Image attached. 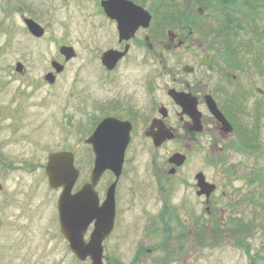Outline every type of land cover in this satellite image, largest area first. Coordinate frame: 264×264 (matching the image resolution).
<instances>
[{
  "label": "rangeland",
  "instance_id": "374dc122",
  "mask_svg": "<svg viewBox=\"0 0 264 264\" xmlns=\"http://www.w3.org/2000/svg\"><path fill=\"white\" fill-rule=\"evenodd\" d=\"M97 1L0 0V264H90L74 258L60 233L56 209L59 191L47 184V157L61 151L74 154L80 172L75 186L78 189L89 181L93 163L91 149L84 140L95 124L111 112L129 119V102L141 110L135 117V131L116 187L114 230L105 240L103 264H136L133 259L143 237L141 229L154 220L164 201L171 207L186 202L194 217L205 220L202 200L196 197L193 186L197 172L218 185L213 197L221 208H227L230 198L237 201L240 196L242 245L234 243L238 237L233 238L230 233L214 244L209 230L198 231L200 240L187 244L182 256L165 257L157 251L138 264H264V171H259L264 169V76L258 72V67H264V56L262 65L255 66L257 74L245 71L246 91L250 85L262 91L248 93L246 113L240 111L244 125L239 127V133L248 149L231 145L223 151L212 150L208 144L211 135L205 132L197 146L184 150L187 161L180 175L188 186H179V177L174 178L164 199L156 189L152 164L162 165L178 147L169 144L155 151L142 138L141 130L154 116L156 103L165 102L163 89L169 84L168 78L157 73L160 66L154 62L142 67L138 60L130 59L128 63L132 65L121 67L110 79H104L102 70L97 68V54L105 50L112 37L110 27L96 12ZM146 1L150 5L152 0ZM255 1L261 6L256 10L257 16L253 15L254 9L247 12L249 17L241 18L239 13L236 19L232 18L236 26L239 24L237 38L243 44L253 38L254 31L261 38L259 44L252 43L251 54L239 48L236 62L243 63V67L254 64L259 51L264 54V0ZM23 17L33 19L45 30L42 38L29 34ZM200 23L208 27L204 31L207 38L200 35L201 41L222 50L221 40L208 37V29L217 28V22L206 17ZM249 25L252 32H248ZM63 46L75 53L67 62L59 53ZM199 52L196 60L200 58ZM187 61L191 60L183 56V63ZM52 62L64 69L50 84L45 76L53 73ZM220 62L216 54L215 63ZM16 64H21L22 72L15 71ZM213 78L214 86L224 85L225 78L217 72ZM120 106L128 110H121ZM259 112L254 138L251 131L254 116ZM256 141L261 148L255 150ZM256 172L259 180L250 183L249 178ZM112 181L113 177L106 172L97 185L101 201ZM221 192L227 193V197H219ZM149 241L154 245L160 238Z\"/></svg>",
  "mask_w": 264,
  "mask_h": 264
},
{
  "label": "flooded vegetation",
  "instance_id": "af4514ba",
  "mask_svg": "<svg viewBox=\"0 0 264 264\" xmlns=\"http://www.w3.org/2000/svg\"><path fill=\"white\" fill-rule=\"evenodd\" d=\"M103 1L106 0H98L95 3L96 12L110 27L112 37L105 50L102 52L100 50L97 54V68L102 70L104 79H110V76L115 74L121 67L132 65L128 63L130 59L138 60V65L142 67H146L152 61L157 67L160 66L157 73L168 78L169 84L165 85L163 89L165 102L160 100L156 103L152 110L154 116L147 122L148 124H143L141 130L142 138L150 143L155 151L169 144H175L178 147V150L173 151L162 165L155 164V162L152 164L155 166L153 174L156 189L166 199L174 178L179 177L177 181L179 186H188L187 181L180 175L187 161L184 150H190L193 146H197L199 138L205 132L211 135V142L208 144L212 150L223 151L231 145H237L240 141L239 127L244 125L240 118V111L245 112V107L248 104L247 99H249L247 95L251 91L262 93L256 87L252 89L251 85L247 92L245 87V71H253L257 74L256 65L253 62L254 64H251V66L248 64V67H243V63L234 62V58L230 59L227 55L222 56V58L219 57L222 60L219 65L215 63L216 54L224 52V50L219 47H208L206 43L201 41L206 34L204 31L208 27L200 23L206 17L214 21L212 14L215 9L213 8L211 11L214 7L213 0H205L204 3L200 0H152L150 5L146 4V0H126L146 12L150 16V22L148 27L139 25L132 34L129 32L124 37L120 35L117 21L105 14L101 6ZM256 3L257 1L254 0L253 4ZM252 10L247 6H242L234 19L239 16V13L242 14L240 15L241 18L249 17L247 12ZM135 13L136 15L137 13L142 14V12ZM257 15L255 9L254 16ZM248 28V32H252L251 25ZM256 33L259 35L257 31H254V36ZM208 37H211V35ZM198 50L200 51V58L196 60ZM107 52L111 53L113 58L117 57L115 65L110 70L103 65L101 60ZM183 56H187L191 61L183 63ZM205 56H210L211 68L201 63ZM216 72L220 78L221 76L225 78L223 86L220 83L216 86L213 85V76ZM150 92H152V89ZM173 95L174 98H178L177 101L173 98ZM209 98L214 101L218 110L231 126L232 133L225 131L223 126L209 112L207 106ZM193 104L196 112L199 113L198 125L195 124L194 115L192 117L189 114V112H192ZM120 109L128 110L126 106H120ZM140 110L141 108H135L133 103L129 102V119L113 112L103 118L112 117L121 122H128L131 126L130 145L135 131V117L140 114ZM154 122H157L158 127L152 128ZM198 126L200 131L197 130ZM236 132L237 134H235ZM164 133L170 137L156 147L152 134L161 136ZM174 154H181L186 157L185 162L179 167L168 162V159ZM172 170L173 173H170ZM197 173L193 176L195 181L193 186L195 187L196 197L202 200L201 204L206 219L194 217L186 202L180 201L176 207H171L164 201L161 210L154 216V220L148 223L146 228L141 229L143 237L136 246L134 263L147 261L157 251L163 253L165 257L173 255L174 258H178L186 253L183 249L187 244H197L200 240L198 231L207 232L209 230V235L212 236L214 244L220 243V239L230 233L233 238L234 236L238 237L234 240V243L238 246L242 245L240 235L244 231V222L242 218L243 207H240L242 203L240 196L237 201H234L233 197L230 198L227 208H221L219 201L213 197L218 185L208 181L205 175V181L213 185L216 190L210 195L209 199L198 196ZM219 197L224 199L227 197V193L221 192ZM183 213H186V215L184 216ZM156 237H159L160 241L150 245L149 239H155Z\"/></svg>",
  "mask_w": 264,
  "mask_h": 264
},
{
  "label": "water",
  "instance_id": "95a60500",
  "mask_svg": "<svg viewBox=\"0 0 264 264\" xmlns=\"http://www.w3.org/2000/svg\"><path fill=\"white\" fill-rule=\"evenodd\" d=\"M101 6L109 18L117 21L121 37L128 35L129 32L132 34L139 25L143 27L149 25L150 16L130 1L108 0L103 1ZM135 12H142V14L137 13L136 15ZM24 24L33 37L41 38L44 35V29L32 20L25 19ZM59 53L65 58V61L75 56L73 49L66 46L61 47ZM101 60L103 65L110 70L115 65L117 57L113 58L111 53L107 52ZM201 63L211 68L210 56H205ZM51 66L57 74L63 71V66L56 62H52ZM22 70L23 67L16 64L15 71L22 72ZM45 79L50 84L55 81L52 73L47 74ZM174 99L177 101L178 98ZM207 106L211 115L223 126L225 131L231 132L230 125L211 98L207 101ZM196 113L193 104L192 112L189 114L192 117L194 115L195 124L198 125L199 113L197 115ZM154 127H158L157 122L153 123L152 128ZM130 130L131 126L128 122H120L114 118H106L96 127L89 138L85 140V144L91 147L94 156L90 181L75 193H72V190L79 178V171L74 166L73 154L58 152L50 154L47 158L45 172L48 186L54 190L61 189L57 201L60 232L67 241L70 251L81 262L90 259L91 264H102V243L111 233L114 225L115 188L122 172L125 151L130 140ZM197 130L200 131L199 126ZM169 137L166 133L161 136L152 134L156 147ZM185 159L184 155L174 154L168 159V162L179 167L185 162ZM107 171L114 175L115 181L109 186L106 198L100 205L95 187ZM170 173H173V170ZM196 182L198 196L204 195L209 199L215 191V187L205 181L202 173L196 175ZM92 224L93 231L89 240L85 242L84 237Z\"/></svg>",
  "mask_w": 264,
  "mask_h": 264
},
{
  "label": "trees",
  "instance_id": "16d2710c",
  "mask_svg": "<svg viewBox=\"0 0 264 264\" xmlns=\"http://www.w3.org/2000/svg\"><path fill=\"white\" fill-rule=\"evenodd\" d=\"M253 1L254 0H213L215 10L212 14V17H214V20L217 22V24H216L217 28L208 29L209 30L208 34L215 37L217 40H221L220 44H221L224 52L217 53V55H219V57L222 58V56L225 57L227 55L228 57H230V59L234 58V62H236V57L238 55L239 48H244V51L251 54L252 51L254 50L252 48V43L257 42L259 44V41H261V38H259L258 35L257 36L255 35V36H253L252 39H248V40L246 39L245 44H243L241 38H239V40L237 38L238 31H236L237 30L236 27H239L238 26L239 24L236 26V23H235L236 21H234V22L232 21V18H234L238 15V12L242 6L243 7L247 6V8H249V9L251 8L253 10L254 9L257 10V8L261 7L260 5L253 4ZM200 2L204 3L205 0H200ZM207 3H210V2H207ZM263 6H264V3L262 4V7ZM234 15H236V16H234ZM227 21H228V23L225 24V22H227ZM225 25H229V26L227 27ZM241 28L243 29L242 26H241ZM263 56H264V54L261 51H259L257 56L254 58L256 66L262 65ZM258 69H259V71H258L259 74L264 76V67L263 66H262V68L258 67ZM244 113H246V111ZM260 113L261 112H259L257 116H254V124H253L254 131L253 132L251 131V133L253 134L252 137H254V138L257 135L256 130L258 131V128H259L258 117H259ZM258 144H259L258 141H256V143H254L253 147L255 150H256V148L257 149L261 148L260 145H258ZM247 145L248 144L244 143L243 147L248 149ZM259 171H264V169L260 168ZM258 180H259V175L257 172L253 174V178H249L250 183H253L254 181H258ZM263 208H264V205H263Z\"/></svg>",
  "mask_w": 264,
  "mask_h": 264
}]
</instances>
